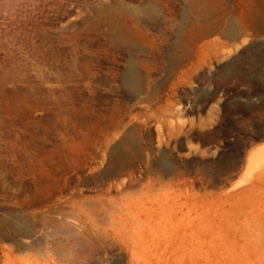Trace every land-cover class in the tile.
<instances>
[{"label": "rangeland", "instance_id": "rangeland-1", "mask_svg": "<svg viewBox=\"0 0 264 264\" xmlns=\"http://www.w3.org/2000/svg\"><path fill=\"white\" fill-rule=\"evenodd\" d=\"M0 264H264V0H0Z\"/></svg>", "mask_w": 264, "mask_h": 264}, {"label": "bare ground", "instance_id": "bare-ground-1", "mask_svg": "<svg viewBox=\"0 0 264 264\" xmlns=\"http://www.w3.org/2000/svg\"><path fill=\"white\" fill-rule=\"evenodd\" d=\"M143 8H141V10H142ZM139 10V9H138ZM115 12L117 13L118 11L117 10H115ZM139 13H140V11H138ZM123 39H124V41H125V43L127 44V46L129 45L130 46V44H132L133 43V39H134V37L132 36V34L130 33V32H127V33H124V36H123ZM134 44V43H133ZM77 60V59H76ZM138 63H140V62H135L133 59H132V61L129 63V65H128V68H127V70H126V72H125V74H124V77H122V78H124V81L126 82V83H132L133 81H136V80H138V77H139V72H138V70H137V68H136V66H137V64ZM78 64V63H77ZM72 65H74V66H76V62H74ZM72 65H71V67H72Z\"/></svg>", "mask_w": 264, "mask_h": 264}, {"label": "trees", "instance_id": "trees-1", "mask_svg": "<svg viewBox=\"0 0 264 264\" xmlns=\"http://www.w3.org/2000/svg\"><path fill=\"white\" fill-rule=\"evenodd\" d=\"M226 111V108H225V106L223 107V113Z\"/></svg>", "mask_w": 264, "mask_h": 264}]
</instances>
